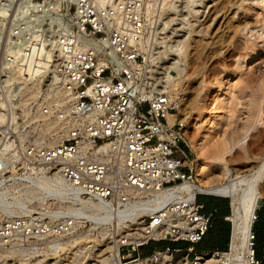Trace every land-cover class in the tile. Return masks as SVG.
Here are the masks:
<instances>
[{
  "label": "built area",
  "instance_id": "2783aa9c",
  "mask_svg": "<svg viewBox=\"0 0 264 264\" xmlns=\"http://www.w3.org/2000/svg\"><path fill=\"white\" fill-rule=\"evenodd\" d=\"M57 1V9L41 10L42 15L59 12L67 20L58 31L45 28L42 35L57 34L50 72L56 77L44 76L50 85L37 105L33 133L0 126L4 130H0V264L7 248L40 253L72 229V214L58 213L37 199L25 205L4 204L2 191L16 195L21 184L32 183L39 174H58L109 211H121L120 226H109L106 232L121 260L138 259L140 249L162 240L188 244L155 246L144 257L157 260L164 249L171 254L170 264L174 252L186 250V260L191 254L197 258L195 244L211 225L213 213L201 210L197 196L202 192L178 187L194 180L196 165L185 119L178 116L181 95L150 84L139 67L144 45L153 51L165 21L171 37L178 33L171 22L181 19L188 0ZM29 13L21 6L11 26L6 54L10 69L20 64L21 57L34 54L32 44L38 41L34 31L45 22ZM1 74L4 89L11 82ZM168 114L175 115L172 123ZM157 195L162 199L152 202ZM134 213L140 216L132 221ZM253 239L251 228L250 264H264L254 256Z\"/></svg>",
  "mask_w": 264,
  "mask_h": 264
},
{
  "label": "rangeland",
  "instance_id": "374dc122",
  "mask_svg": "<svg viewBox=\"0 0 264 264\" xmlns=\"http://www.w3.org/2000/svg\"><path fill=\"white\" fill-rule=\"evenodd\" d=\"M25 0L24 5L22 4V0H0V77L1 73L4 72V77L7 83H10L9 86H4V89L0 88V114H3V121L2 125L0 123V126L11 128L10 130L20 133V132H27L33 133V126L36 123L37 116V105L41 101V97L44 96L43 93L46 94L47 86L50 85L48 83V77L50 80L53 75H56L55 72H51V67L54 65V58H55V48H53V45L57 43L56 36L57 34H50V36L47 35V33L42 37V35L45 33V28L50 30H56L58 28H61V26L65 25L66 23V17L61 18V14L59 12H49V15H42V11L44 9H51V8H58V1L57 0ZM214 0H199L197 3H195V8L197 12L194 13H188L189 10L184 12V15L181 16V19L175 20L173 23H176L174 26H176L179 31L175 36L171 37L170 33L168 32L169 24L168 22H165V25L162 29V31L157 34L154 40L153 44V51L150 53L149 47H144V50L147 52V56L155 57L152 59V61L149 60L147 64H154L153 70L156 72H162L159 67H165L170 64V62H173L180 58L179 55H172V51L169 49H165L164 47L161 48H155L156 46L160 45L161 41H165L167 45H175L178 44V46H182V44L185 43V41L188 40V37L190 36L188 29H192V27L197 26L199 23H204L205 21H208L207 24H210L212 22L211 18H208V4L213 3ZM186 4V3H185ZM197 4V5H196ZM30 5V6H29ZM194 5V4H193ZM192 5V6H193ZM264 0H241L237 5H235L236 13L235 17L238 22L240 23V34H242L243 38H259V41L264 40V27L261 24L262 21L260 19L264 17ZM23 6V9L25 12H30L29 16H32L33 18H40L42 17V22L44 24L37 26V30L34 31V39L38 37V41L32 44L33 53L36 52V49L38 48V52L36 54L34 53L29 58L21 57L20 58V64H17V67H14L10 69V64L8 61H6V54H7V41L10 38L11 31H12V24L14 23L15 17L19 13L20 7ZM45 7V8H44ZM40 9V10H39ZM185 9V8H184ZM253 9V10H252ZM35 10L36 12H33ZM62 13H64V9L61 10ZM258 11V12H257ZM255 12V15L253 14ZM256 13H259L256 14ZM63 16V15H62ZM52 19L53 21H49L48 18ZM185 17L186 19H184ZM211 17V16H210ZM44 18V19H43ZM208 18V19H207ZM242 19V20H241ZM52 24L49 26V23ZM246 22V25L244 23ZM190 24V26H189ZM237 24V23H236ZM52 32V31H51ZM214 32V28L212 26L209 27L208 32L206 30L201 32L203 34L202 37H204L206 40L209 41V45L206 48L205 51V61H206V68H203L201 70L196 71V68L199 66V62L195 61L192 62L191 65L186 68L187 75H190V79L192 81H195V79L199 78L198 82H200V91L197 95V100L194 106H186L187 102L181 103L180 110L178 112V116L185 119L186 122V132L188 135L189 143L191 145V148L193 150V153L195 155V160L198 158V154L194 151L191 141L192 139H196L197 137H200L205 133L204 143L205 147L202 151V156H206L207 162H210V158L213 150H214V144L216 143V138L219 137L220 134L225 133L224 131L225 127H223V120L225 119L224 113L227 111V115L229 117L228 121H226L227 125L232 127L234 120L239 119L242 117L238 114V108L235 104V99L239 97V93L233 92V87L235 86L237 82V75L242 74L245 71H249V67H253L257 61H248L243 69L241 71L239 70H233V67L235 64L232 62H225L224 65H220V68L225 71L217 75V80L214 79L212 73L210 72V62L215 59V43L213 40L215 38L212 36ZM196 33H191L190 38ZM36 36V37H35ZM212 36V37H211ZM256 36V37H255ZM153 39V37H149L150 42ZM36 40V39H35ZM190 40V39H189ZM41 42V43H40ZM55 42V43H53ZM53 43V44H52ZM156 43V45H155ZM180 43V44H179ZM49 44V46L47 45ZM164 44H162L164 46ZM261 44V42L259 43ZM191 47L188 48L189 55L191 54L192 50H190ZM162 51V52H158ZM47 54H44V53ZM158 52V53H155ZM47 56L49 59L44 61L42 65H39L36 62V58H42V56ZM214 54V56H212ZM146 56V57H147ZM160 56V57H159ZM258 56H264V50L260 51L258 53ZM213 57V58H212ZM175 58V60H174ZM209 58V59H208ZM162 60L163 62L156 63L158 60ZM212 59V60H211ZM222 59V58H221ZM182 61V60H181ZM180 61V62H181ZM223 61V59L221 60ZM179 62V63H180ZM19 63V62H18ZM181 63L184 64L182 61ZM227 63L230 65V68H226L225 66ZM23 64L25 69H21V65ZM232 64V65H231ZM209 65V66H208ZM183 66V65H182ZM145 67V65H143ZM142 67V68H143ZM8 68V69H6ZM145 70V69H144ZM185 69H183L184 72ZM171 72V74L176 75L175 73ZM48 73V74H47ZM54 73V74H53ZM48 76V77H44ZM163 74H151L150 76V84H156L159 83V78L157 80L156 77H162ZM55 78V76H54ZM186 80V76H181V78H178L176 80H173L171 84H178L177 90H179L180 95H182V86L184 84V81ZM218 80H220V83H216ZM1 83V82H0ZM163 84H170L168 82H165ZM197 84V83H196ZM223 84V86H220ZM181 88V89H180ZM221 88V89H220ZM232 88V89H231ZM46 89V90H45ZM185 104V105H184ZM186 106V109L181 111L183 107ZM234 106V107H233ZM1 107H4L1 109ZM189 108V109H188ZM185 111H188L185 113ZM183 112V113H182ZM222 124H221V123ZM220 123V124H219ZM225 125V122H224ZM220 126V128H219ZM227 126V127H228ZM218 129V133L216 135L215 131ZM1 130V127H0ZM9 130V129H8ZM1 131H4L3 129ZM227 134V132H226ZM249 134V132H248ZM199 135V136H198ZM1 136V134H0ZM212 136L214 138H212ZM247 138L245 140V143L247 142ZM237 145V146H236ZM258 143L255 142L250 147L253 150L258 151ZM240 144H235L233 146V156L235 158H231V161L229 162V168L231 169V172L233 175H235L237 172L241 174H247L248 171L244 170V165L246 164L247 160L245 161L243 150L239 147ZM255 146V147H254ZM257 147V148H256ZM235 148V149H234ZM235 150V152H234ZM241 154L240 156L237 154L238 152ZM256 152V151H254ZM235 154V155H234ZM236 154L238 156H236ZM238 157V158H236ZM243 158V159H242ZM243 168V169H242ZM203 171L201 177L202 181L208 185V183H219L222 180V174L218 171V177L213 176L209 172ZM237 171V172H236ZM195 178V176H194ZM217 179V180H216ZM31 185L28 183L21 184V188L18 189V193L15 195L14 193L8 194V190H4L5 195L3 196L4 204L8 205L9 203H12L15 205V203L21 202L24 204L28 203V201H31L32 199H37L39 202H44L46 204H49L50 206L55 207L56 211L59 213L60 209L68 206L70 203H68L67 200H56L54 198H51V196H46L44 193H41V191L33 190L32 188H27L28 185ZM260 186H264V173L263 176L259 182ZM30 187V186H29ZM26 188V189H25ZM31 191H29V190ZM27 190V191H26ZM33 190V191H32ZM8 195L11 196V198H8ZM213 195V194H212ZM40 196V197H39ZM44 196V197H43ZM228 201V208L225 211V214H231V206L230 202L231 200L229 197H225ZM198 200H203L201 196L198 197ZM20 201V202H18ZM26 202V203H25ZM205 204V203H204ZM261 204H264V198H260L258 201V208ZM206 205H208L206 203ZM9 206V205H8ZM13 206V205H12ZM17 206V205H16ZM19 211H15V213H18ZM255 219V218H254ZM229 224V239L228 244L226 245L225 249H211L215 251H225L228 252L229 250V241H230V233H231V221L227 218ZM71 231L68 234H59L57 236V240L54 242L53 245L49 246L48 249L42 250L40 253H34L31 255V253H27L23 250L16 249V248H7L4 250V264H104L102 261L105 258H108L110 256V253L114 251L115 244L111 242V240L108 239L107 234L105 236H102L101 229L97 227V230H94L92 228V224L89 221L81 220L76 227H73V221L71 223ZM254 226V220L252 223V227ZM107 232V230H106ZM90 235V239H85L84 241H87V243L84 244H78L72 246H67V244H64V249L56 248L58 243H66V241H69L68 239L70 237H77L80 235ZM65 241V242H64ZM81 247V248H80ZM144 248V247H143ZM140 249L141 251L144 250L146 252V248ZM63 249V250H62ZM196 250V249H194ZM39 252V251H38ZM79 252V253H78ZM186 250L179 251L177 253H173V259L172 264H178V261L181 260L185 255ZM209 250H205L204 254H207ZM199 254L200 251H198ZM264 253V251H263ZM75 254V257H74ZM171 255V254H170ZM142 253L140 254V257L135 260L127 261L122 260L121 264H130L133 261H142L148 257H144ZM184 258V257H183ZM263 262H264V255H263ZM198 261L194 254H191L189 256V263L195 264V262ZM159 264V263H158ZM199 264V263H197Z\"/></svg>",
  "mask_w": 264,
  "mask_h": 264
},
{
  "label": "bare ground",
  "instance_id": "6f19581e",
  "mask_svg": "<svg viewBox=\"0 0 264 264\" xmlns=\"http://www.w3.org/2000/svg\"><path fill=\"white\" fill-rule=\"evenodd\" d=\"M240 1L241 0H214L213 3L208 4V18H211L212 20L210 24H207L208 21H205L204 23H199L197 26L192 27V29H188L190 36L192 32L196 34H194L192 38L189 36L188 40L185 41V43L180 47L178 44H164L166 43L165 41H161L160 45L155 47H164L165 49H169L172 51V55H179V57H181L180 61L182 60L184 64L181 63L182 61L180 62L179 59L175 60L174 58L175 61L170 62L169 65L165 67L158 66L161 71L163 70L162 72H156L153 70V63L147 64L149 60L152 61V59L155 57L152 58L150 55L147 56V52L144 50L146 52L144 54V60L143 62H140L139 65L140 71L143 74H146L148 77L154 73L158 75L163 74L162 77H156L157 80L159 78V83H157V85H160L159 88L166 89L169 92H178V84H171V82L181 78V76H186V80L184 81L181 90V103L183 104L187 102L186 106L190 107L194 106L196 103L197 95L200 91V82H198L199 78L195 79V81H192L190 79V75H187L186 68H188V66L195 61L199 62V66L196 68V71L206 68L205 51L210 41L209 39L206 40L204 37H202L201 34L203 33L201 32H206V30L208 32L210 26L214 28L212 36L215 38L213 41L215 43L216 56L215 59H211L212 61L210 62L209 70L215 80H217V75L225 72L220 68V65H224L225 62H232L235 64L233 70L241 71L248 61H257L253 67H249V71H245L242 74L238 73L237 75V82L233 87V92L239 93V97L235 99L234 105H236L237 108L239 107L237 112L239 116L242 117V119H235L232 124L233 126L229 127L226 123V121L229 119L227 111L224 113L226 117L223 120V124L221 122L220 123L223 125V127L226 126L224 131L226 130L227 134L225 132L220 134L219 137H215L216 143L214 144L213 153L211 157H209L211 160L210 162L206 161V156H202V151L205 147L203 139L205 138L206 132L203 133L202 136L192 139L191 141L194 151L199 155L195 165V178L193 181H185L181 183L178 187H180L181 190L190 193H193V191L197 190L202 193L229 197L231 200V214L228 219L231 221L232 225V234L228 252L210 251L207 254H204L203 252L196 258L198 261H196L195 264H250L249 236L255 217V209L258 206V201L260 198H264V186L262 187L259 185L264 173V56H258V53L264 50V40L259 41V38L251 39L249 37L243 38L242 34H240V23L238 22L239 20H237L234 16L236 13L235 5H237ZM195 3L197 2H194L193 5L188 0L184 6V11L189 10L187 14L197 12L196 8L194 7ZM253 14L255 15V12ZM256 14L259 15V13ZM183 18L186 19L185 17ZM260 21H262L261 24L264 27V17H262ZM244 25H246V22ZM163 27L164 25L158 31V34L162 31ZM149 37H154L153 32L150 33ZM35 39H38V37ZM260 42L261 44H259ZM56 44L53 45V48H55L56 52L54 55L55 57L57 55ZM162 44H164V46ZM47 45L49 46V44ZM145 46L146 45H144V47ZM189 47H191L190 50H192L190 55V51L188 52ZM38 48L36 49V52L39 51ZM36 52L34 51L35 54ZM158 52L160 53L162 51ZM44 54L47 53L45 52ZM44 54L42 58H36V62L39 65H42L44 61L49 59L47 56H44ZM212 56H214V54ZM221 58L223 61H221ZM159 61L160 63L163 62L159 59L156 61V63H159ZM229 64L227 63L225 67L230 68ZM143 65H145V67H143ZM21 69H25L24 65L21 66ZM183 69H185L184 72ZM174 71L177 72L176 75L171 74V72ZM54 76L56 77V75H53L51 79H54ZM165 82L170 84H163ZM220 82L221 81L218 80L216 83ZM220 86H223V84ZM186 106L183 107L181 111L184 112ZM180 107L181 105L179 106V110ZM186 112L188 111H185V113ZM174 118V114H168L169 123H172ZM2 121L3 114H0L1 125ZM217 133L218 129L215 131L214 135ZM246 137L248 138L247 142L245 143ZM212 138L214 137L212 136ZM255 142L258 143L259 147L256 145L258 147V151L256 149L253 150L251 148L252 146L250 147V145ZM235 144L241 145L239 147L243 150L244 157L239 154L238 151L237 154L245 158V161L247 160L246 164L244 165V170L249 172L247 174H241L236 171L237 173L233 175L231 169L229 168V162L231 161L230 156L233 154L232 150ZM237 154L236 156H238ZM232 158H235V156ZM201 169L204 170V173L209 172L215 177L221 173V182L212 184L208 183V185L205 184L202 181L201 175L203 174V171H201ZM30 184L31 185L27 184V188L41 191V193H44L45 197L51 196V198L56 200H67L70 204L61 208L59 213L72 214L73 227H76V225H78L81 220H90L92 228L99 227L101 229L102 236H105L106 230L109 226H113L115 228L119 227L121 224L122 217L120 216V210L117 212L109 211V209L103 203L89 199L87 196L81 194L79 190L66 184L58 174H54L50 177L44 174H39ZM44 189L47 190V192H45ZM4 195L5 192L2 191V198ZM161 199L162 195H157L152 199V202L157 203ZM8 205L12 206L14 204L9 203ZM21 205H25L24 202H21ZM11 212L15 213V210ZM139 216V213H134L130 216V219L134 221L135 218L137 219ZM85 239H90V235L87 234L77 237H70L68 239L69 241H66V243H58L56 248L61 250V248L64 247V244H67L69 247H73L74 244H84L87 243V241H84ZM159 252L160 256L157 260H154L152 257H148L142 261H133L130 264H170V252L164 249H160ZM121 261L120 255L118 254L115 246L114 251L111 252L110 256L105 258L102 263L121 264ZM178 264L190 263L189 260L182 258L178 261Z\"/></svg>",
  "mask_w": 264,
  "mask_h": 264
},
{
  "label": "crops",
  "instance_id": "0c3cea01",
  "mask_svg": "<svg viewBox=\"0 0 264 264\" xmlns=\"http://www.w3.org/2000/svg\"><path fill=\"white\" fill-rule=\"evenodd\" d=\"M201 196L203 200H199L203 203L202 211L205 213L212 212V222L207 230L206 234L204 235L201 241H198L195 244L196 250H209L215 251L211 249H222L228 244L229 239V222L226 220L229 217V214L226 215L225 211L228 208V201L224 196L215 195V194H208V193H201L198 194L197 198ZM205 203V204H204ZM206 203L208 205H206ZM264 215V207L260 209V216ZM232 234V225H231V233L230 239ZM188 242L186 241H176V240H162L158 243H150L152 249L155 246H169L172 247H186ZM230 245V241H229ZM225 252V251H220Z\"/></svg>",
  "mask_w": 264,
  "mask_h": 264
},
{
  "label": "trees",
  "instance_id": "16d2710c",
  "mask_svg": "<svg viewBox=\"0 0 264 264\" xmlns=\"http://www.w3.org/2000/svg\"><path fill=\"white\" fill-rule=\"evenodd\" d=\"M261 207H264V204H261L258 208L255 209L256 218L254 219V226L252 227V231L254 233V239H253V241H254V243H253L254 256L256 258H261L263 260L262 257L264 255V253H263V251H264V215L260 216ZM206 232H205V234H206ZM204 235H203V237H204ZM203 237H202V239H203ZM148 245H150V244H148ZM148 245L145 246V247H147L146 252H144V250L142 251L143 255H148L152 251V247L148 246ZM226 245L222 249H225ZM197 251H201V250H197ZM221 251H223V250H221Z\"/></svg>",
  "mask_w": 264,
  "mask_h": 264
}]
</instances>
